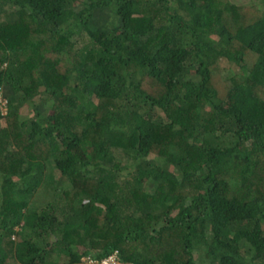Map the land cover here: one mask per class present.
Here are the masks:
<instances>
[{
    "label": "trees",
    "instance_id": "trees-1",
    "mask_svg": "<svg viewBox=\"0 0 264 264\" xmlns=\"http://www.w3.org/2000/svg\"><path fill=\"white\" fill-rule=\"evenodd\" d=\"M0 95V264H264V0H0Z\"/></svg>",
    "mask_w": 264,
    "mask_h": 264
},
{
    "label": "rangeland",
    "instance_id": "rangeland-1",
    "mask_svg": "<svg viewBox=\"0 0 264 264\" xmlns=\"http://www.w3.org/2000/svg\"><path fill=\"white\" fill-rule=\"evenodd\" d=\"M239 2H243V1H247V0H238ZM75 40H78V45L82 44L84 42V40L86 39V34L85 35H82V34H77L75 35L74 37ZM232 67V66H230ZM0 107H1V110L3 111V113H6L7 112V106H6V102L7 100L2 96L0 95ZM24 113L28 116L31 114V110L30 109H26L24 111ZM46 194L43 193V191L41 190H37L34 194V198L36 199H39V200H42L43 202H46ZM55 254L57 256V258H65V254L64 253H60L59 251H55ZM200 260V263H205V259L203 256H201V258L199 259Z\"/></svg>",
    "mask_w": 264,
    "mask_h": 264
},
{
    "label": "built area",
    "instance_id": "built-area-1",
    "mask_svg": "<svg viewBox=\"0 0 264 264\" xmlns=\"http://www.w3.org/2000/svg\"><path fill=\"white\" fill-rule=\"evenodd\" d=\"M81 264H135V263H125L120 260L117 253H113L101 259L95 258L91 255H86L82 258Z\"/></svg>",
    "mask_w": 264,
    "mask_h": 264
},
{
    "label": "clouds",
    "instance_id": "clouds-1",
    "mask_svg": "<svg viewBox=\"0 0 264 264\" xmlns=\"http://www.w3.org/2000/svg\"><path fill=\"white\" fill-rule=\"evenodd\" d=\"M114 253H117L118 257L120 258V256H119V254H118L117 251H115ZM112 254H113V253H112ZM120 260H121V258H120ZM123 262H124V261H123ZM125 263H133V262H125Z\"/></svg>",
    "mask_w": 264,
    "mask_h": 264
}]
</instances>
